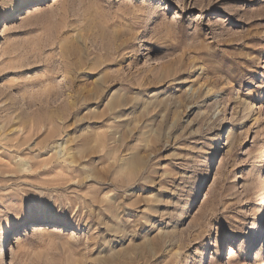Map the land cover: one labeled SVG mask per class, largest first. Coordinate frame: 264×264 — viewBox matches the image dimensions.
<instances>
[{
    "label": "rangeland",
    "instance_id": "obj_1",
    "mask_svg": "<svg viewBox=\"0 0 264 264\" xmlns=\"http://www.w3.org/2000/svg\"><path fill=\"white\" fill-rule=\"evenodd\" d=\"M27 1L0 0L8 264H253L264 0Z\"/></svg>",
    "mask_w": 264,
    "mask_h": 264
},
{
    "label": "bare ground",
    "instance_id": "obj_2",
    "mask_svg": "<svg viewBox=\"0 0 264 264\" xmlns=\"http://www.w3.org/2000/svg\"><path fill=\"white\" fill-rule=\"evenodd\" d=\"M27 1V0H26ZM29 1V0H28ZM27 1V2H28ZM43 5L42 4H38V5H35L34 7H30L29 9H28V13H30V14H33V13H35V12H38V11H40L41 9H43V7H42ZM245 110L247 109L248 111H251V107H250V104L248 103V102H246L245 103V108H244ZM244 118H246V116H244ZM260 169V168H259ZM258 172H256V173H259V171L260 170H257ZM252 188H258V184L257 183H255V182H252L251 184H249V185H247L246 186V192H250L251 191V189ZM34 222H38V223H35V224H33V226H34V230H42L43 228H44V226L45 225H50V224H52L53 222L50 220V219H48L47 217H43V218H41V219H37V220H35ZM264 230V225L262 226V228H261V231H263ZM55 231H62V229H60V228H56L55 229ZM14 231H9V234H12ZM73 234H75V232L74 231H72V233H71V235H73ZM77 234V233H76ZM9 237V236H8ZM258 238V237H257ZM263 238H264V235H263ZM6 238H4L3 239V241L5 240ZM262 240V239H261ZM255 242L257 241V239H255L254 240ZM224 242H221V241H217V251L215 252V253H213V254H215V258L217 257H219V254H220V252L222 251V249L224 248ZM233 245V244H232ZM231 245V247H233ZM4 251H5V242L3 243V245H2V247H1V250H0V260L3 262V264H8V262L6 261V259H5V257H3L4 256ZM251 254L253 255L252 256V259L251 260H254L255 259V261L253 262V264H258V260L260 259V257H262L263 255H264V242H263V248H261V249H259V250H257L256 251V253L253 251V253L251 252ZM204 261L206 262L207 261V263H209V260L207 259V255H205V258H204ZM213 263H217V262H215L214 260H213ZM227 264H240V262H239V259L238 258H235L234 256H231L229 259H227ZM264 264V263H263Z\"/></svg>",
    "mask_w": 264,
    "mask_h": 264
}]
</instances>
